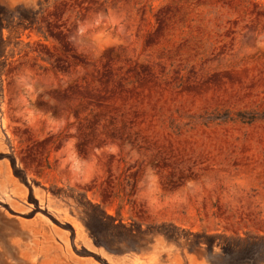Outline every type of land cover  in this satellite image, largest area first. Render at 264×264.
Returning <instances> with one entry per match:
<instances>
[{
	"label": "rangeland",
	"instance_id": "1",
	"mask_svg": "<svg viewBox=\"0 0 264 264\" xmlns=\"http://www.w3.org/2000/svg\"><path fill=\"white\" fill-rule=\"evenodd\" d=\"M39 2L48 41L12 35L1 58L0 264H209L162 236L126 251L99 233L108 251L89 204L264 233V0L0 6Z\"/></svg>",
	"mask_w": 264,
	"mask_h": 264
},
{
	"label": "trees",
	"instance_id": "2",
	"mask_svg": "<svg viewBox=\"0 0 264 264\" xmlns=\"http://www.w3.org/2000/svg\"><path fill=\"white\" fill-rule=\"evenodd\" d=\"M38 6L35 9L33 6L19 5L10 11L0 6V79L1 71L5 67H1V64H5L1 62V58L10 36L32 31L41 40L48 41L46 33L37 26L38 17L44 11L41 2ZM5 31L7 36H4ZM89 205L94 211L81 206V221L94 243L108 251L112 248L100 242L99 233L106 232L110 236H116L119 239L118 246L126 251H139L149 242V238L162 236L167 242L181 241L190 254L205 258L209 264H264V233L245 231L231 234L218 230H189L186 236H181L179 228L173 224L149 225L143 228L139 222L126 224L117 216L108 215L100 204Z\"/></svg>",
	"mask_w": 264,
	"mask_h": 264
}]
</instances>
